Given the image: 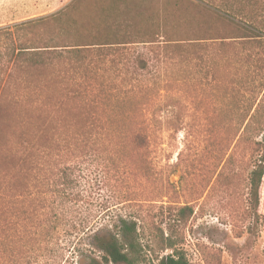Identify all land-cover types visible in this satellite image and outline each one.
<instances>
[{"label":"rangeland","instance_id":"374dc122","mask_svg":"<svg viewBox=\"0 0 264 264\" xmlns=\"http://www.w3.org/2000/svg\"><path fill=\"white\" fill-rule=\"evenodd\" d=\"M74 1L0 0V184L12 176L23 146L36 139L44 123L57 119L61 125L60 114L71 116L75 111L69 65L57 62L40 73L16 60L19 46L42 44L55 30L33 26L24 32L14 27L57 14ZM109 2L87 0L75 19L88 22L105 8L113 12L116 7ZM139 6L141 15L122 29L132 36L129 42L157 37L150 24L158 6L144 0ZM223 29L214 37L229 34ZM236 41H205L181 57L163 43L121 48L123 55L109 61L103 72L104 90L112 89L119 98L109 104L104 124L124 129L136 114L151 132L148 162L154 174L139 179L129 172L120 174L101 159L77 160L84 197L74 215L87 216L97 226L128 214L143 216L141 230L150 259L172 254V250L159 252L153 242L164 231L165 236L173 235L189 264H264V179L255 208L249 176L256 133L245 132L253 115L252 126L264 128V71L243 59L245 51ZM140 58L147 69H139ZM184 206L194 213L186 223L177 224L175 210ZM61 243L64 256L44 253L38 264H78L74 249L89 240L76 232L68 233ZM6 257L0 256V264L9 263ZM15 259L18 264H37L25 249Z\"/></svg>","mask_w":264,"mask_h":264},{"label":"trees","instance_id":"16d2710c","mask_svg":"<svg viewBox=\"0 0 264 264\" xmlns=\"http://www.w3.org/2000/svg\"><path fill=\"white\" fill-rule=\"evenodd\" d=\"M147 1L158 6L150 24L157 37H152L153 32L149 35L152 38L143 41L137 38L129 42L132 36L122 30L141 15L139 0H110L108 4L116 9L111 12L105 8L88 22L83 18L77 21L74 16L87 0H75L57 14L14 27L24 32L33 26L55 30V35H46L42 44L19 46L16 60H21L25 69L40 73L57 62L69 65L74 77L75 111L71 116L60 114L61 125L57 119L44 123L36 139L23 146L12 176L4 177L0 184V256H8L4 258L8 264H18L15 255L20 249H25L30 261L37 264L44 253L64 256L65 245L61 242L68 233L76 232L89 240V244L74 249L78 264H189L184 252L177 249L173 235L165 236L164 231L161 236L156 234L153 242L159 252L172 250V254L149 258V246L144 244L141 230L143 216L128 214L97 226L87 216L79 219L74 215L75 206L84 197L77 160L101 159L120 174L129 172L139 179L154 174L148 162L151 132L138 122L136 114L124 129L104 124L109 104L119 101L110 92L112 89L104 90L105 66L122 56L121 48L129 44L163 43L170 53L181 57L186 50H198L202 42L231 39L245 51L243 59L248 64L264 71V0H144ZM223 28L231 35L219 33L214 37ZM184 33L191 35L183 36ZM209 33L213 36H202ZM138 63L139 69H147L141 58ZM251 120L245 132L250 129L256 133V139L251 140L254 163L249 183L251 201L257 208L264 179V128L252 126ZM114 138L121 143H115ZM175 212L177 224L186 223L194 213L189 206Z\"/></svg>","mask_w":264,"mask_h":264}]
</instances>
